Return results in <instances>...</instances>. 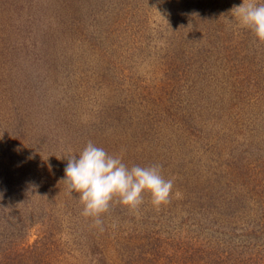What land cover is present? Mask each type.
Returning <instances> with one entry per match:
<instances>
[{"label":"rangeland","instance_id":"374dc122","mask_svg":"<svg viewBox=\"0 0 264 264\" xmlns=\"http://www.w3.org/2000/svg\"><path fill=\"white\" fill-rule=\"evenodd\" d=\"M157 2L160 0H0V171L10 174L20 168L22 177L13 182L27 186L37 183L29 175L37 168V160L47 159L48 203L55 230L47 264H89L100 250L110 264H128L126 255L137 252L140 245L151 249L157 234L163 236L157 242L167 247L169 218L177 213L180 219L185 212L183 202L189 197L181 189L186 181H179L175 173L189 168L187 160L191 161L195 151L188 143L182 147L187 139L181 134L170 141L146 140L136 119L140 104L150 97L144 88L165 80L158 52L167 44L165 39L154 40L149 29H158L165 20L167 7ZM142 4L158 6V20L155 12L147 22L139 23L136 17ZM120 82L124 83L121 88ZM120 102L126 113L123 119L118 113L104 111L121 106ZM103 118L109 126H95ZM157 118L155 130L170 134L172 127L163 122L165 114ZM17 129H23L24 136L17 146H10L8 136ZM90 141L109 154L122 155L129 167L162 165V175L174 180L170 202L157 209L145 193L144 204L133 213L116 198L102 217L101 231L92 218L81 214L82 204L62 181L68 162L65 156L78 155ZM175 149L186 161L177 158L173 162ZM9 199L4 218H0V222L7 220L6 226L20 223L25 207L35 203L17 195ZM220 217L224 223L250 219L246 213ZM33 231L30 243L36 239ZM145 256L137 264H209Z\"/></svg>","mask_w":264,"mask_h":264},{"label":"trees","instance_id":"16d2710c","mask_svg":"<svg viewBox=\"0 0 264 264\" xmlns=\"http://www.w3.org/2000/svg\"><path fill=\"white\" fill-rule=\"evenodd\" d=\"M157 3L167 7L163 12L165 20L158 29H149L154 40L165 39L167 44L158 52L165 80L156 87L144 88L150 97L147 103L140 104L136 119L141 122L146 140L155 143L156 138L170 141L178 134L185 135L187 141L182 147L188 143L196 155L187 160L188 169L175 173L179 181H186L181 191L189 198L183 202V216L178 219L175 213L169 218L172 224L166 236L168 246L158 243L163 236L156 233L151 249L140 245L137 252L126 255V261L137 264L138 258L146 255L209 264L224 260L229 261L227 264H264V43L250 29L239 25L233 11L243 3L259 4L264 0ZM157 8L142 4L136 20L144 24ZM155 16L158 20L157 12ZM122 85L120 82L119 88ZM192 95L195 99H191ZM120 105L104 111L118 113L123 119L126 113L121 102ZM159 114H165L163 122L172 127L170 134L155 130ZM95 126H109V122L103 118ZM23 136L24 130L17 129L8 136L9 145L17 146ZM150 147L156 150L154 145ZM173 153V162L177 158L186 161L182 152ZM37 161V168L29 173L37 183L30 180L27 186L13 182L18 176L21 179L20 168L10 174L0 171L1 220L9 198L17 195L25 202H35L25 207L20 223L6 226L7 220L0 222V264H47L53 253L55 230L47 177L50 170L47 159ZM241 213L250 219L244 223H224L220 219ZM32 230L36 239L30 243ZM89 264L110 262L100 250L91 256Z\"/></svg>","mask_w":264,"mask_h":264},{"label":"clouds","instance_id":"9594fccd","mask_svg":"<svg viewBox=\"0 0 264 264\" xmlns=\"http://www.w3.org/2000/svg\"><path fill=\"white\" fill-rule=\"evenodd\" d=\"M233 11L239 25L250 29L264 43V3H243ZM65 157L68 162L62 181L82 204L81 214L92 218L101 231L102 217L116 198L133 213H138L144 204L145 193L150 194L151 204L157 209L170 202L174 180L162 175V165L129 167L122 155L109 154L91 141L78 155Z\"/></svg>","mask_w":264,"mask_h":264}]
</instances>
